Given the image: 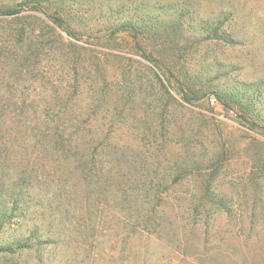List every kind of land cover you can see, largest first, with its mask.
Masks as SVG:
<instances>
[{"label": "rangeland", "instance_id": "rangeland-1", "mask_svg": "<svg viewBox=\"0 0 264 264\" xmlns=\"http://www.w3.org/2000/svg\"><path fill=\"white\" fill-rule=\"evenodd\" d=\"M50 4L76 47H49L26 76L10 50L37 47L41 27L0 30V100L23 89L69 133L70 119L89 120L85 132L107 167L99 187H88L73 156H39L45 168L26 194L29 208L0 236L7 244L33 235V248L0 264H264V0ZM155 17L162 28L137 37L102 30ZM203 21L223 22L232 41L198 42ZM219 92L239 101L217 100ZM117 186L161 202L158 223L146 227L142 213L114 204Z\"/></svg>", "mask_w": 264, "mask_h": 264}, {"label": "trees", "instance_id": "trees-1", "mask_svg": "<svg viewBox=\"0 0 264 264\" xmlns=\"http://www.w3.org/2000/svg\"><path fill=\"white\" fill-rule=\"evenodd\" d=\"M50 1L24 0L13 6L0 5V30L7 31L13 25H21L23 33H26L34 25L41 27L42 37L37 43V47L31 48L21 55L16 50H10V54L12 53V57L18 59L23 69L22 73L24 72L26 76L32 75L36 60L38 61L45 50L68 43V40L60 32L66 33L68 37H73L71 26L57 9L52 10ZM40 16H45L47 21ZM152 20L154 21L152 25L123 22L103 25L102 30L111 29L113 35L132 33L137 37L140 34H147L152 28H162L164 22L161 19L155 17ZM201 24L198 32L203 37L197 40L198 42L232 41L231 36L222 31L223 22L203 21ZM184 27L185 24H180L177 29H174L175 33L179 32L178 36L182 35ZM68 44L76 47L72 42ZM3 49L0 48V59ZM12 95L16 97L13 98ZM216 95L217 100L227 98L229 101H239L236 100L239 99V95L220 92ZM8 97L10 98L0 100V236L5 234L11 226H14L15 219L25 215V211L29 208L26 194L38 183L41 168H45V162L49 161L52 153L62 152V155L67 158L73 156L74 163H77L79 169L78 179L88 187L94 183L99 187L107 167L105 157L98 152L101 146L92 149L91 143L95 138H92L89 132H85L89 120L81 122L76 118L70 119L74 131L69 133L57 126L56 120L49 118L48 113L51 108L45 107L44 110L36 106L35 103L29 102V96L23 89L16 94H9ZM39 156L45 162L40 163ZM115 167L114 162L108 175L114 174ZM108 188L109 186L105 184L103 188L105 194L108 192ZM117 192L119 195L114 199V204H124L123 209L128 212L142 213L143 223L146 224V227L158 223L157 211L161 202L153 206L152 200L136 201L125 188L121 187L117 188ZM34 199L32 198V201ZM159 201H161L160 198ZM47 202L48 212L54 211L56 209L54 200ZM108 207L113 208L111 203L108 204ZM33 239L32 235L30 240L0 244V259H21L25 252L33 248L28 244ZM41 243L39 242L38 245Z\"/></svg>", "mask_w": 264, "mask_h": 264}, {"label": "built area", "instance_id": "built-area-1", "mask_svg": "<svg viewBox=\"0 0 264 264\" xmlns=\"http://www.w3.org/2000/svg\"><path fill=\"white\" fill-rule=\"evenodd\" d=\"M210 103H211L212 105H215V104H216V99H215V98H211V99H210Z\"/></svg>", "mask_w": 264, "mask_h": 264}]
</instances>
